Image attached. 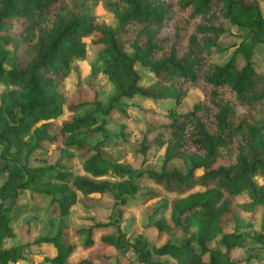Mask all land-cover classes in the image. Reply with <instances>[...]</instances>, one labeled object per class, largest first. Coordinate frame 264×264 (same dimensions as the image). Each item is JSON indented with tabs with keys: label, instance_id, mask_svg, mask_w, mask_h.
I'll list each match as a JSON object with an SVG mask.
<instances>
[{
	"label": "trees",
	"instance_id": "1",
	"mask_svg": "<svg viewBox=\"0 0 264 264\" xmlns=\"http://www.w3.org/2000/svg\"><path fill=\"white\" fill-rule=\"evenodd\" d=\"M95 1L0 0V81L15 86L0 93V173L6 174L0 184V263L22 258L21 246L6 248L1 243L11 234L9 222L19 208V194L28 190L50 197L49 210L60 215L76 202L77 191L84 195L111 192L115 203L109 223L116 232L103 235L102 240L122 252L133 251L137 264H238L229 252L244 237L235 230L225 231L220 219L240 196L264 201V180H256V176L264 178V73L255 69L252 60L256 46L264 45L259 0H105L116 17L114 26L98 22L90 12ZM226 23L242 27L243 37L228 59L218 63L212 54L220 49L218 38ZM94 32L102 46L91 69L106 73L113 91L104 101L93 97L69 102L71 111L87 103L92 110L63 120L59 133H54L50 120L62 113L65 103L59 83L72 59L85 55L84 37ZM11 43L31 48L23 64L8 60ZM125 45L132 48V54ZM238 56L244 60L240 66ZM136 63L147 67L155 80L141 85ZM192 86L202 89L203 98L185 112L170 107V119L153 136L149 134L156 129L149 128L137 147L145 155L165 146L162 166L182 157L188 164L186 171L132 169L126 162L104 156L102 141L89 143L90 135L104 132L106 116L122 110V99L140 94L170 97L178 103ZM28 132L29 138L23 139ZM59 136L66 146L82 149V166L93 176L113 169L127 177L96 180L66 167L27 163L30 155ZM62 154L67 155L65 150ZM140 177L163 190L186 193L163 203L171 209L170 222L164 217L154 222L159 230H168L170 225L195 228L178 243L167 240L157 246L142 234L130 240L121 229L122 207L139 191L135 178ZM196 186L200 188L191 191ZM143 193L145 200L158 195L157 190ZM65 228L61 222L54 235L35 240L55 246L56 254L45 257L52 264H62L73 251V245L64 242ZM215 238V245L210 246ZM252 238L264 244V231ZM92 243L88 236L83 245ZM153 254L172 260L154 259ZM77 264H91V258Z\"/></svg>",
	"mask_w": 264,
	"mask_h": 264
},
{
	"label": "rangeland",
	"instance_id": "2",
	"mask_svg": "<svg viewBox=\"0 0 264 264\" xmlns=\"http://www.w3.org/2000/svg\"><path fill=\"white\" fill-rule=\"evenodd\" d=\"M259 6L264 13V0H259ZM90 12L95 15L98 22L108 26L116 24L114 13L108 8L105 0H96L90 6ZM225 32L218 38L220 49L212 54L215 62L223 63L232 54L235 45L243 37V28L234 24L226 23ZM97 32L84 37L85 55L73 58L71 68L59 83V88L64 94L65 103L62 113L50 120V130L59 133L60 123L70 119L73 115H81L85 111L92 110V104L82 105L75 111L68 109L67 104L72 101L90 100L98 97L105 100L113 91V86L106 73L99 71L93 73L91 64L97 57V52L102 44L96 41ZM9 51L8 60L12 58L18 64H23L32 54L27 45H7ZM124 49L132 54L133 50L128 45ZM252 60L257 71L264 73V45L258 44L253 52ZM6 61V64H9ZM244 60L241 56L237 58V65H242ZM141 85H148L155 80L153 73L139 63L135 64ZM15 87L0 81V93L8 88ZM203 98L201 88L192 86L185 92L178 103L173 98H149L140 94L121 100L122 110L114 111L106 116L104 132H96L88 137L90 144L102 141V153L110 160L126 162L132 168H150L156 171L162 169H178L186 171L187 162L182 157H174L164 166L163 157L165 146L153 148L143 155L137 150L138 144L144 133L149 128H157L161 123L170 119L169 108L172 107L179 112H185L192 108L193 104ZM97 119L101 118L98 113ZM152 130L149 136L155 135ZM30 132L23 134V139H28ZM1 150V146H0ZM15 150V147H12ZM67 155L62 154V151ZM91 153L88 152V154ZM21 153V159L24 157ZM82 149L66 146L59 136L57 141L49 143L45 148L39 149L27 158L31 166H51L57 169L68 168L73 173L82 177H90L96 180L108 179L117 181L126 178L127 174H119L113 169L100 176H93L85 171L82 166ZM6 174L0 173V184ZM140 184V189L129 202L122 207L121 229L125 231L126 237L133 240L137 234H142L146 240L152 241L159 246L165 241L178 243L184 234L189 235L195 228L189 227L185 230L181 226L170 225L168 230H159L154 222L161 217L170 222V207H164L165 201L174 197L184 196L186 193L163 190L160 186L144 179L135 178ZM258 182H263L262 176H256ZM196 186L191 191L199 189ZM157 190L158 195L147 200L144 191ZM50 197L42 194H34L24 190L19 194V208L16 215L10 220L11 234L4 236L3 247L13 245L21 246L22 258L17 262L8 261L6 264H52L45 257L54 256L56 248L48 242L36 243L35 240L43 236H52L56 233L60 223L66 226L64 242L73 245V251L66 257L62 264H77L80 260L90 257L91 264H137V258L133 251L122 252L112 243L102 240L103 235L114 234L116 227L109 223V214L115 203L111 192L91 193L88 195L77 191L76 202L70 206L67 214L60 215L49 210ZM246 204V206H244ZM220 223L225 231L235 230L244 237L241 245L231 248L229 255L238 264H264V244L256 242L252 234L264 231V201H251L248 196L236 198L230 205L229 211L225 213ZM90 236L93 243L84 247L85 239ZM215 238L210 246L215 245ZM152 258L159 260H172L168 255L153 254ZM1 264V263H0Z\"/></svg>",
	"mask_w": 264,
	"mask_h": 264
}]
</instances>
